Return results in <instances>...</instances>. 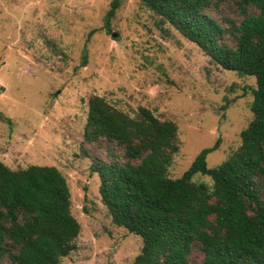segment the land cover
<instances>
[{"label": "rangeland", "instance_id": "374dc122", "mask_svg": "<svg viewBox=\"0 0 264 264\" xmlns=\"http://www.w3.org/2000/svg\"><path fill=\"white\" fill-rule=\"evenodd\" d=\"M111 1L0 0V160L13 169L54 165L66 176L81 228L60 264H135L143 246L139 235L113 221L100 176L91 172L107 155L105 141L84 137L91 96L131 116L147 107L177 124L171 178L217 139L207 163L219 165L239 148L253 119L254 76L222 67L143 0H123L108 31ZM237 5L214 2L210 13L226 25L239 23ZM194 180L212 182L200 173ZM189 261L203 264V253L193 249Z\"/></svg>", "mask_w": 264, "mask_h": 264}, {"label": "trees", "instance_id": "16d2710c", "mask_svg": "<svg viewBox=\"0 0 264 264\" xmlns=\"http://www.w3.org/2000/svg\"><path fill=\"white\" fill-rule=\"evenodd\" d=\"M122 1L110 3L108 31ZM229 1L143 0L222 67L256 78L253 119L241 131L239 148L219 165L207 163L217 139L171 178L179 150L173 120L143 106L131 116L99 95L88 100L85 140L107 144L106 158L90 169L100 176L113 221L142 238L135 264H191L193 249L203 253V264H264V0H236L244 17L226 25L210 9ZM249 7L258 13L249 14ZM198 173L212 182L194 180ZM80 228L68 180L57 166L13 169L0 160V264H60Z\"/></svg>", "mask_w": 264, "mask_h": 264}, {"label": "water", "instance_id": "95a60500", "mask_svg": "<svg viewBox=\"0 0 264 264\" xmlns=\"http://www.w3.org/2000/svg\"><path fill=\"white\" fill-rule=\"evenodd\" d=\"M114 36H116V34H113Z\"/></svg>", "mask_w": 264, "mask_h": 264}]
</instances>
